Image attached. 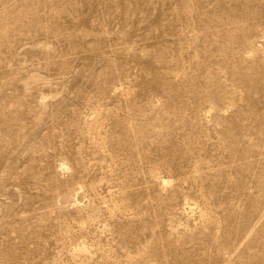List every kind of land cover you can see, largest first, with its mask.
I'll use <instances>...</instances> for the list:
<instances>
[{"label": "rangeland", "instance_id": "374dc122", "mask_svg": "<svg viewBox=\"0 0 264 264\" xmlns=\"http://www.w3.org/2000/svg\"><path fill=\"white\" fill-rule=\"evenodd\" d=\"M0 264H264V0H0Z\"/></svg>", "mask_w": 264, "mask_h": 264}]
</instances>
